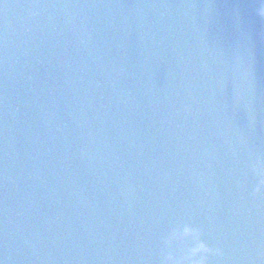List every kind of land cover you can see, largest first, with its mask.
I'll list each match as a JSON object with an SVG mask.
<instances>
[{
  "label": "water",
  "instance_id": "water-1",
  "mask_svg": "<svg viewBox=\"0 0 264 264\" xmlns=\"http://www.w3.org/2000/svg\"><path fill=\"white\" fill-rule=\"evenodd\" d=\"M262 3L0 0V264H264Z\"/></svg>",
  "mask_w": 264,
  "mask_h": 264
},
{
  "label": "clouds",
  "instance_id": "clouds-1",
  "mask_svg": "<svg viewBox=\"0 0 264 264\" xmlns=\"http://www.w3.org/2000/svg\"><path fill=\"white\" fill-rule=\"evenodd\" d=\"M257 15L264 18V3H262L261 7L257 9ZM192 232V229L186 227L183 234L188 235ZM212 251V249H209L206 245L200 243L190 250V264H205L206 254ZM216 251L219 253V250ZM169 259H172V257L169 256Z\"/></svg>",
  "mask_w": 264,
  "mask_h": 264
}]
</instances>
